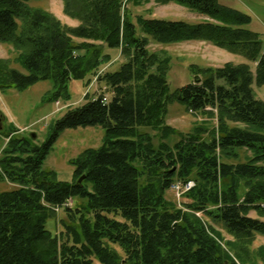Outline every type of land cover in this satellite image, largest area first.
<instances>
[{"label": "trees", "instance_id": "16d2710c", "mask_svg": "<svg viewBox=\"0 0 264 264\" xmlns=\"http://www.w3.org/2000/svg\"><path fill=\"white\" fill-rule=\"evenodd\" d=\"M26 1L0 0V43L26 70L0 58V88L51 80L56 100L67 95L71 79L88 84L111 61L105 48L119 50L122 62L97 76L111 98L87 97L69 108L41 144L13 135L15 127L7 133L0 181L17 187L0 192V264H264V246L251 247L256 234L264 235V101L252 88L264 84V46L247 27L251 17L218 0H63L65 14L78 21L66 26ZM149 1L181 5L201 19H133L124 8ZM190 40L240 54L256 63L254 71L246 63L190 65L200 81L171 90V58L148 44ZM175 102L187 111L215 108L217 135L204 139L207 128L196 125L179 134L166 124ZM96 125L104 129L102 143L71 160V181L43 168L61 131ZM175 134L179 139L169 144ZM240 149L251 154L243 162ZM188 180L194 186L183 194L182 209L166 192ZM77 198L83 203L64 207L62 229L48 230L52 208ZM213 225L232 239L221 243Z\"/></svg>", "mask_w": 264, "mask_h": 264}, {"label": "rangeland", "instance_id": "374dc122", "mask_svg": "<svg viewBox=\"0 0 264 264\" xmlns=\"http://www.w3.org/2000/svg\"><path fill=\"white\" fill-rule=\"evenodd\" d=\"M220 3L237 9L251 17L247 27L260 35L264 46V0H218ZM26 4L31 8H40L59 19L66 26H76L78 21L69 17L64 12L63 0H27ZM133 15H142L146 18H163V19H183L196 22L201 17L193 11L185 7L175 4H157L149 1L141 5L134 6L126 3L124 6ZM76 41H80L76 39ZM148 49L152 51L164 50L169 54L170 69L168 71V83L171 90L179 88L186 83L197 79V75L190 72V65L198 67H220L226 62L232 64L246 63L252 71L255 68V62L247 60L240 54L230 53L224 49L218 48L210 43L198 40L182 41L169 44H157L150 42ZM105 52L111 54V61L100 68L92 77L88 84L86 79H71L68 82L67 95L62 93L58 104L54 103L52 96L55 92L51 80H41L26 88L18 89L13 86L0 88V155L1 151L8 141L7 134L12 127L17 128L18 132L13 135H24L31 137V133L35 136L31 137L36 144H41L47 139L48 133L56 119L62 116L69 108H75L85 102L86 98L105 95L107 100L111 98L109 89L102 82H98L97 76L101 72L117 69L122 62L119 50L104 49ZM16 52L13 48L6 44L0 43V58L10 59L12 67L21 73L26 70L18 63H14ZM255 97L264 101V84L261 86H252ZM4 116V117H3ZM166 124L173 127L179 134H186L193 127L200 126L206 129L203 138L207 139L208 134L217 135L218 116L215 108H208L202 112L191 113L186 110L181 103H172L168 107L166 115ZM232 125H240L238 123H229ZM241 126V125H240ZM154 134V131H150ZM104 129L100 125L96 126H78L66 128L61 131L56 140L53 142L46 158L43 161V168L54 171L56 179L59 181L69 182L73 176V165L71 160L76 158L84 149L97 148L102 143ZM179 139V135H171L167 142L173 144ZM156 143V140L154 141ZM240 156L237 159L240 162L245 161L251 154L245 149L239 150ZM231 162V159H223ZM17 186L7 181H0V192L8 191ZM166 199L173 201L177 207L185 209L184 203L188 202L183 195L177 196L173 189L166 192ZM83 203L81 199H71L68 207L76 208ZM54 216L46 221V228L52 233L62 229L59 220H67L64 209H52ZM196 216L202 217L200 212L195 213ZM251 216H256L250 211ZM264 220V217L261 218ZM220 231L223 237L221 243L225 240L232 239L223 228L219 225H213ZM264 246V235L256 234L252 243V248ZM93 264H100L93 259Z\"/></svg>", "mask_w": 264, "mask_h": 264}, {"label": "built area", "instance_id": "2783aa9c", "mask_svg": "<svg viewBox=\"0 0 264 264\" xmlns=\"http://www.w3.org/2000/svg\"><path fill=\"white\" fill-rule=\"evenodd\" d=\"M102 100H105V97H103ZM193 185V181H188L186 183L175 182L171 185V189H173L177 196H180L183 192L189 190Z\"/></svg>", "mask_w": 264, "mask_h": 264}, {"label": "water", "instance_id": "95a60500", "mask_svg": "<svg viewBox=\"0 0 264 264\" xmlns=\"http://www.w3.org/2000/svg\"><path fill=\"white\" fill-rule=\"evenodd\" d=\"M196 82H199L200 80L199 79H194ZM35 136V134L34 133H32L31 134V137H34ZM81 180H82V177H80V178H78V182H81Z\"/></svg>", "mask_w": 264, "mask_h": 264}, {"label": "flooded vegetation", "instance_id": "af4514ba", "mask_svg": "<svg viewBox=\"0 0 264 264\" xmlns=\"http://www.w3.org/2000/svg\"><path fill=\"white\" fill-rule=\"evenodd\" d=\"M0 121H1V119H0Z\"/></svg>", "mask_w": 264, "mask_h": 264}]
</instances>
